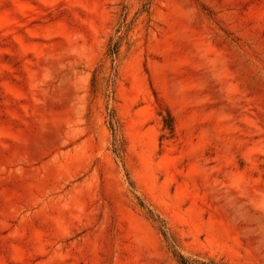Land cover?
Here are the masks:
<instances>
[{"label":"rangeland","instance_id":"1","mask_svg":"<svg viewBox=\"0 0 264 264\" xmlns=\"http://www.w3.org/2000/svg\"><path fill=\"white\" fill-rule=\"evenodd\" d=\"M0 264H264V0H0Z\"/></svg>","mask_w":264,"mask_h":264},{"label":"trees","instance_id":"2","mask_svg":"<svg viewBox=\"0 0 264 264\" xmlns=\"http://www.w3.org/2000/svg\"><path fill=\"white\" fill-rule=\"evenodd\" d=\"M170 129H172V127H170Z\"/></svg>","mask_w":264,"mask_h":264}]
</instances>
